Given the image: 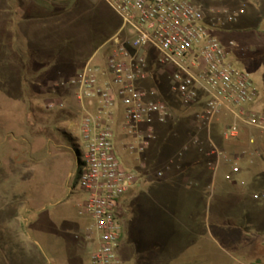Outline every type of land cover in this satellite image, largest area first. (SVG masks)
Masks as SVG:
<instances>
[{
	"label": "rangeland",
	"instance_id": "rangeland-1",
	"mask_svg": "<svg viewBox=\"0 0 264 264\" xmlns=\"http://www.w3.org/2000/svg\"><path fill=\"white\" fill-rule=\"evenodd\" d=\"M191 1L206 13L242 11L234 22L236 32L214 36L254 84L264 107V0ZM80 4L0 0V199L21 208L20 214L33 200L40 207L46 200L83 199L75 153L63 140V133L68 134L72 145L79 146L78 132H68L75 110L69 94L55 84L76 74L119 27V20L101 0ZM106 52L100 48L93 64L102 63ZM168 82L167 75L155 74L152 84L172 106L174 118L158 129L141 157L149 174L160 171L163 177L151 184L140 180L123 198L121 217L127 215V204L136 216L123 224L117 258L120 264H143L152 257L146 252L160 241L162 264H251L264 250V164L259 162L264 136L242 127L237 139L227 141V119L218 116L210 128L214 152L201 139L206 134L197 120L202 105L184 109L173 103ZM50 100L66 109L48 110ZM116 145L119 161L137 169L134 158L122 153L119 140ZM183 149H188L185 156ZM190 149L200 150V155L188 156ZM194 161L199 166L190 172ZM215 162L220 168L212 167ZM20 165L18 172L10 170Z\"/></svg>",
	"mask_w": 264,
	"mask_h": 264
},
{
	"label": "built area",
	"instance_id": "built-area-1",
	"mask_svg": "<svg viewBox=\"0 0 264 264\" xmlns=\"http://www.w3.org/2000/svg\"><path fill=\"white\" fill-rule=\"evenodd\" d=\"M101 1L119 20L103 62L94 65L90 60L55 86L71 98L76 122L68 132L76 131L80 137L75 176L83 197L80 214L90 221L81 235L90 248L86 264H120L123 198L140 180L152 183L163 177L160 171L149 174L141 157L158 129L174 118L172 106L152 84L155 74L167 75L173 103L184 109L202 105L197 120L214 152L209 133L218 116L228 119L223 131L227 141L237 139L242 127L264 136V107L259 106L254 84L214 36L235 22L241 10L206 13L191 0ZM46 108L66 106L50 100ZM117 140L137 169L119 161ZM249 144L254 145V139Z\"/></svg>",
	"mask_w": 264,
	"mask_h": 264
},
{
	"label": "crops",
	"instance_id": "crops-1",
	"mask_svg": "<svg viewBox=\"0 0 264 264\" xmlns=\"http://www.w3.org/2000/svg\"><path fill=\"white\" fill-rule=\"evenodd\" d=\"M70 1H72L73 6H80L81 8L80 1L85 2L87 0ZM78 3L80 4L79 6ZM38 7L42 6L39 5ZM117 29L118 28H115L99 48L79 66L76 73H78L88 61L93 60L94 55L100 48L106 47L108 50V42L115 35ZM196 138L197 137H195L194 141L197 140ZM204 138L208 141L207 132L201 139L204 140ZM261 141L263 142L264 138H262ZM255 151L256 155L261 156V151L259 149H255ZM182 152L185 156L188 149H183ZM199 153L200 150L190 149V153L187 155H200ZM211 153L213 154V151ZM259 162L264 164V158L259 160ZM197 166H199V161L191 162L188 166L191 168L190 172H193L192 170ZM212 167L220 168V165L218 162H215V165ZM20 168L21 165L15 166V168L13 167L10 170H13V172L17 170L18 172ZM32 173H34V171ZM28 202L29 200H27L25 204H29ZM81 202L82 201L76 197L68 196L57 202L46 200L38 207L34 205L33 200L30 201L33 206L20 214L21 208L18 209V207L6 199H0V264H86L90 255V248L81 235L90 221L87 216L80 214ZM125 209L127 210V215H125L124 218H120L121 234L123 233V224L131 222L136 216L135 213L133 214L130 212L131 205L127 204ZM160 246L161 243L158 241V243L153 244L149 251H145L152 255V257H150L152 259L149 258L147 262L141 261V263L156 264L159 260V264H162L161 257L163 252ZM261 252V256L251 264H264V250Z\"/></svg>",
	"mask_w": 264,
	"mask_h": 264
},
{
	"label": "trees",
	"instance_id": "trees-1",
	"mask_svg": "<svg viewBox=\"0 0 264 264\" xmlns=\"http://www.w3.org/2000/svg\"><path fill=\"white\" fill-rule=\"evenodd\" d=\"M40 1H50V0H40ZM57 1H65V0H57ZM39 5H41V3L39 4ZM118 28V27H117ZM238 28V27H237ZM237 30L235 29V26H234V22L233 23H231V24H229V25H227V26H225V27H223V28H220V29H218L217 30V32L216 33H221L222 35L223 34H229V33H233V32H236ZM215 33V34H216ZM236 67V66H235ZM77 74V73H76ZM76 74H74L73 76H75ZM73 76H71V77H73ZM69 78V77H68ZM67 79V78H66ZM62 114H63V112H61ZM66 116V115H65ZM68 116V115H67ZM66 116V117H67ZM226 119H227V117H226ZM227 122H228V119H227ZM63 140L64 141H66L67 142V144L68 145H71V148H73V151H74V153H75V157H76V159H77V162H78V157H79V153H78V151H77V146L76 145H72V139H71V136L70 135H68V134H65V133H63ZM66 144V145H67ZM62 148H65L64 147V145H62ZM121 236H122V234H121ZM120 236V237H121Z\"/></svg>",
	"mask_w": 264,
	"mask_h": 264
}]
</instances>
